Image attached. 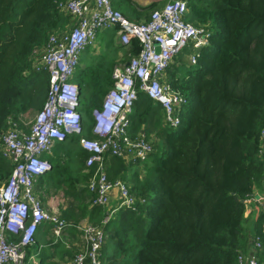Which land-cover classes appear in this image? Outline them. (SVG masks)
Instances as JSON below:
<instances>
[{
    "label": "trees",
    "instance_id": "1",
    "mask_svg": "<svg viewBox=\"0 0 264 264\" xmlns=\"http://www.w3.org/2000/svg\"><path fill=\"white\" fill-rule=\"evenodd\" d=\"M61 1L66 0H0V134L10 117L23 125L22 115L45 104L49 73L34 69L31 55L70 23V16L59 8ZM187 2L188 20L209 29L210 42L185 76L169 78L187 99L178 128L153 119L154 100L139 94L131 134L136 136L144 124L150 135L159 125L158 141L144 179L132 178L131 191L140 199L137 208L116 210L104 225L114 251L109 257L101 253L103 264H238L243 249L246 199L264 180V155L259 153L264 128V0ZM134 43L138 54L140 44ZM92 88L90 98L81 95L80 106L88 137L93 136L92 111L101 98L99 87ZM72 137L60 141L67 159L53 161L49 171L55 174L58 168L77 165L85 186L75 192L72 177L62 181L83 202L80 214L104 213L103 222L107 209L93 205L95 195L88 188L92 172L84 171L88 152L73 147ZM127 162L108 154L109 179L125 177ZM12 169V162L0 153V181L5 182Z\"/></svg>",
    "mask_w": 264,
    "mask_h": 264
},
{
    "label": "built area",
    "instance_id": "2",
    "mask_svg": "<svg viewBox=\"0 0 264 264\" xmlns=\"http://www.w3.org/2000/svg\"><path fill=\"white\" fill-rule=\"evenodd\" d=\"M59 8L70 16V23L66 29L55 30L31 55L33 68L49 73L45 104L31 122L23 119V125L10 117L0 134V153L13 164L8 179L0 181V264H27V250L36 243L37 230L45 222L53 224L56 237H61L70 227L81 231L86 249L77 252L70 264H85L87 260L91 264H103L101 253L107 238L104 225L116 210L136 209L140 200L126 180L109 179L106 157L118 155L134 164L147 163L155 151V142L146 134H131V115L140 92L161 104L168 127L178 128L182 121L181 108L187 99L165 83V74L186 46L193 45L195 52L190 61L196 65L200 49L210 42V30L188 20L186 0L168 1L141 23L125 17L113 7L111 0H66L59 3ZM110 27H117L122 45L131 47L138 41L140 50L114 68L112 87L101 107L92 111L93 136L88 137L84 134L80 111L81 88L74 77L82 52L94 44L100 30ZM75 135L88 152L86 169L92 172L88 188L95 195L92 203L107 207L102 225L70 221L57 209L46 207L36 192L39 177L52 168L43 154L50 153L57 142ZM260 139L259 153L264 155V128ZM115 191L118 202L112 207ZM252 198L264 205V193ZM254 242L257 249L262 248L261 236H256ZM244 261L241 252L238 263ZM246 262L259 264L256 256Z\"/></svg>",
    "mask_w": 264,
    "mask_h": 264
},
{
    "label": "crops",
    "instance_id": "3",
    "mask_svg": "<svg viewBox=\"0 0 264 264\" xmlns=\"http://www.w3.org/2000/svg\"><path fill=\"white\" fill-rule=\"evenodd\" d=\"M168 1L170 0H111L115 9L121 11L125 17L136 23L147 21L154 9L163 7ZM151 8L154 9L152 10ZM133 47L134 46L129 47L122 45L117 33V27H110L100 30L94 44L88 46L82 52L80 65L76 70L74 81L80 85L81 95L84 99L90 98L93 93V86L97 85L99 87L97 88L99 91L97 95L101 98L99 105L94 108L101 107L106 93L112 87V82H114L112 80L113 71L116 65L129 60L135 55L136 52ZM193 52H195V50H193ZM193 52L189 55L184 53L179 54L165 74V83L170 84L169 78L171 75L183 77L189 72L190 56ZM152 106H155L157 109V113L154 115L153 119L160 120V124L162 123L163 126H166V114L163 107L160 103L155 101L152 102ZM131 120L133 125V119ZM158 128L159 125L148 135L146 132L147 127L143 124L138 133L146 134L147 137L151 139H158ZM72 140L76 141L73 147H81L79 136L75 135V137H72L69 141ZM62 146L60 141L57 142L52 151L50 153H44L43 157L48 159L52 164L53 161H57L59 158L65 157V159H67V153L61 150ZM129 162L130 163L127 162L129 165L128 172L125 173V177L121 179L133 185V177H138L139 180L144 179L147 166L151 162V156L147 163L144 164H134L132 161ZM84 171L87 172V169L85 168ZM80 173L81 169L77 165H72L66 169L58 168V172L55 174L51 171H47L44 175L39 177L36 184V192L41 197L46 207L57 209L61 215L68 220L75 222L90 221L96 225H102L104 213L91 216L88 210L87 214L82 216L80 214V208L83 202L76 199L72 194L74 192L62 181L66 175L72 177L76 183V185L73 184L72 187L76 192V188L80 189L85 186L81 183ZM263 193L264 180H262L261 185L254 186L253 195L249 198V203H247L245 208L242 239L244 243L243 249L241 250L245 256V261L242 264H248L246 262L247 259L253 256L257 257L259 264H264V205L252 198ZM86 202H88V200H86ZM117 202L118 193L115 191L112 196L111 206L115 207ZM106 235L107 239L102 250V256L106 254V256L109 257L114 251V244L111 243V241L109 242L107 232ZM256 236H261L262 238L263 246L261 249L255 247L254 239ZM85 249L86 241L80 230L70 227L61 237H56L53 231V224L51 222H45L37 230L36 243L27 250L26 261L27 264H70L76 253L84 251Z\"/></svg>",
    "mask_w": 264,
    "mask_h": 264
},
{
    "label": "rangeland",
    "instance_id": "4",
    "mask_svg": "<svg viewBox=\"0 0 264 264\" xmlns=\"http://www.w3.org/2000/svg\"><path fill=\"white\" fill-rule=\"evenodd\" d=\"M68 26V25H67ZM67 26H65V29L67 28ZM64 29V28H63ZM193 50H194V48H193V45L192 44H189L188 46H186L185 48H184V50L182 51V53L181 54H187V55H189V54H191L192 52H193ZM192 67H194V65L191 63V61H190V63H189V68H192ZM38 111H31V112H27V113H25L24 115H22V118L25 120V121H28V122H31L32 120H33V118L35 117V115H36V113H37ZM153 141L154 142H157L158 141V139L157 138H155V139H153ZM45 156V155H44Z\"/></svg>",
    "mask_w": 264,
    "mask_h": 264
},
{
    "label": "bare ground",
    "instance_id": "5",
    "mask_svg": "<svg viewBox=\"0 0 264 264\" xmlns=\"http://www.w3.org/2000/svg\"><path fill=\"white\" fill-rule=\"evenodd\" d=\"M129 19V18H128ZM206 46V45H205ZM202 49V48H201Z\"/></svg>",
    "mask_w": 264,
    "mask_h": 264
}]
</instances>
